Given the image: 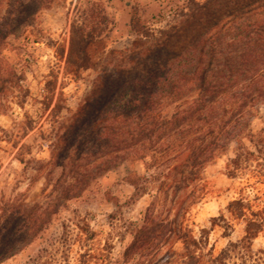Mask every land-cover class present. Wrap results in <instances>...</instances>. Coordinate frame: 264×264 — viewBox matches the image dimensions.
<instances>
[{"label":"trees","instance_id":"16d2710c","mask_svg":"<svg viewBox=\"0 0 264 264\" xmlns=\"http://www.w3.org/2000/svg\"><path fill=\"white\" fill-rule=\"evenodd\" d=\"M53 1L19 0L15 18L0 16V113L27 95L26 74L2 49L19 29L36 28V14ZM158 16L157 26L133 7L132 41L109 49L115 20L104 0L76 1L69 43L59 53L63 70L74 79L89 69L97 75L69 117L59 118L63 90L50 112L56 122L51 157L40 161V169L49 168L47 201L2 199L0 262L36 239L60 208L107 171L141 161L145 172L125 179L134 188L130 199L155 193L142 222L129 221L132 237L122 257L114 259L106 243L101 255L85 250L77 264H261L264 248L254 250L253 241L264 235V188L253 195L243 189L198 234L188 214L203 197L206 166L232 143L226 174L264 186V129L251 126L264 103V0H180ZM120 207L109 214L112 226ZM236 223L241 237L218 253L208 248L212 228L229 237ZM82 232L92 238L89 229Z\"/></svg>","mask_w":264,"mask_h":264},{"label":"rangeland","instance_id":"374dc122","mask_svg":"<svg viewBox=\"0 0 264 264\" xmlns=\"http://www.w3.org/2000/svg\"><path fill=\"white\" fill-rule=\"evenodd\" d=\"M76 1L54 0L36 14V28L19 29L8 37V43L2 49L10 64L18 72L26 74L27 95L19 103L11 102L10 108L0 113V204L2 199L25 200L30 205L47 201L50 184L46 173L49 168L40 169L43 165L40 161L51 157L52 128L56 122L50 112L63 90L59 118L69 117L97 75L96 71L89 69L74 79L63 70L64 61L59 53L69 43ZM178 1L104 0L107 12L115 20L108 48H124L132 41L130 20L133 7L139 9L145 22L158 26L162 24L159 12ZM18 2L0 0V16L15 18ZM256 109L251 117V126L254 132H259L264 129V103H259ZM245 141L249 143L247 139ZM233 147L234 143L230 144L227 151L204 170L203 197L188 214V224L197 234L201 227L210 228V218L219 215L230 200L240 196L243 189L253 195L264 188L261 184L248 186V182L254 181L248 175L231 178L226 174V163L233 155ZM20 157L25 162H21ZM134 171L144 173V164L141 161H122L107 171L79 197L60 208L36 239L0 264H77L82 252L91 249L92 253L101 255L106 243L112 247V257L120 259L132 237L127 228L129 221L142 222L145 209L155 193V190H150L134 201L130 199L134 188L125 179ZM116 203L121 207L112 226L109 214L116 209ZM82 229H89L88 237L92 238L88 239ZM242 233L239 223L235 224L229 237L224 236L223 228L215 226L209 233L208 248L218 253L229 240H237ZM180 245L177 243L176 247ZM253 248H264V235L253 241ZM89 264L103 263L93 259ZM261 264H264V259Z\"/></svg>","mask_w":264,"mask_h":264}]
</instances>
